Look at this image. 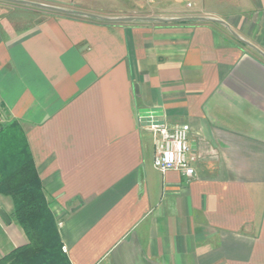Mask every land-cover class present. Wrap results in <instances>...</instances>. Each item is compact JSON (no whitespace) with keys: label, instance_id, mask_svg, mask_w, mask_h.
Segmentation results:
<instances>
[{"label":"crops","instance_id":"1","mask_svg":"<svg viewBox=\"0 0 264 264\" xmlns=\"http://www.w3.org/2000/svg\"><path fill=\"white\" fill-rule=\"evenodd\" d=\"M221 1L0 0V105L70 264H264V0ZM147 115L189 125L193 177L153 167ZM13 211L0 258L27 243Z\"/></svg>","mask_w":264,"mask_h":264},{"label":"trees","instance_id":"2","mask_svg":"<svg viewBox=\"0 0 264 264\" xmlns=\"http://www.w3.org/2000/svg\"><path fill=\"white\" fill-rule=\"evenodd\" d=\"M196 19H180V23ZM243 44V42H240ZM17 128L16 122L0 125V133ZM8 160V169H0V194L13 201V215L26 235L27 243L0 258V264H70L62 251V242L48 206L33 160L25 154Z\"/></svg>","mask_w":264,"mask_h":264},{"label":"rangeland","instance_id":"3","mask_svg":"<svg viewBox=\"0 0 264 264\" xmlns=\"http://www.w3.org/2000/svg\"><path fill=\"white\" fill-rule=\"evenodd\" d=\"M74 3L79 4L84 8L98 10L100 12L105 10H112L114 12H130L135 8L139 10H148L151 8H164L170 7L173 9L181 10L185 14H191L198 10L200 6L206 9H221L223 8L221 0H72ZM135 7V8H134ZM152 17H158L153 12H151ZM12 121L9 120L5 113V109L0 105V125L11 124ZM25 154V144L18 131V128H13V130H8L4 133H0V169L3 171L8 169V160H15L18 156ZM2 167V168H1ZM54 218V217H53ZM55 220V219H54ZM56 227L57 223L55 221ZM58 230V229H57ZM59 233V232H58ZM65 247L62 244V251ZM66 249V248H65Z\"/></svg>","mask_w":264,"mask_h":264},{"label":"built area","instance_id":"4","mask_svg":"<svg viewBox=\"0 0 264 264\" xmlns=\"http://www.w3.org/2000/svg\"><path fill=\"white\" fill-rule=\"evenodd\" d=\"M139 122L152 136V164L156 170L161 173L176 170L188 178L195 175L193 162L196 156L191 151L188 124L169 126L156 121L152 115L139 116Z\"/></svg>","mask_w":264,"mask_h":264},{"label":"water","instance_id":"5","mask_svg":"<svg viewBox=\"0 0 264 264\" xmlns=\"http://www.w3.org/2000/svg\"><path fill=\"white\" fill-rule=\"evenodd\" d=\"M176 20H177V19H176ZM0 214L2 215L3 219H4L6 222H8V220L6 219L5 215H3L2 212H0Z\"/></svg>","mask_w":264,"mask_h":264}]
</instances>
